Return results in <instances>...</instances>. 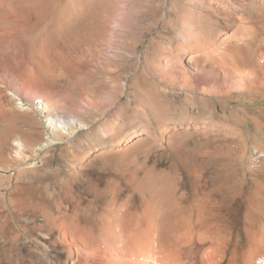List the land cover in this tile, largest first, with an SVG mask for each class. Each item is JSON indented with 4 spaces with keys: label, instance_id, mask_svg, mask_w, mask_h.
I'll use <instances>...</instances> for the list:
<instances>
[{
    "label": "bare ground",
    "instance_id": "1",
    "mask_svg": "<svg viewBox=\"0 0 264 264\" xmlns=\"http://www.w3.org/2000/svg\"><path fill=\"white\" fill-rule=\"evenodd\" d=\"M193 1L222 26L180 23L176 63L147 71L221 110L264 104V0ZM144 2L0 0V264H37L13 257L22 237L44 264H264V142L214 118L174 123L154 99L116 139L126 110L112 107L154 27ZM247 106L232 108L264 130V107ZM86 136L115 143L84 151ZM63 158L69 176L53 183Z\"/></svg>",
    "mask_w": 264,
    "mask_h": 264
},
{
    "label": "rangeland",
    "instance_id": "2",
    "mask_svg": "<svg viewBox=\"0 0 264 264\" xmlns=\"http://www.w3.org/2000/svg\"><path fill=\"white\" fill-rule=\"evenodd\" d=\"M191 1L145 0L143 5L146 8L144 6L143 8H145L144 13L147 14L146 20H148V22H152L154 27L146 36L142 45L141 54L138 55L141 62V68L129 74L130 83L128 95L124 96L121 102H117L112 107L111 111L121 109V105L126 107L123 108L126 110L124 115L125 120L122 122L120 133H118V137L116 139L128 136L129 134H133L139 132L138 130H141L144 119V116H142L143 114L140 113L141 111L143 112L142 106L148 101L147 99H154L152 101H156L160 108H162V111H165L163 113L174 123L196 124L201 126L210 118H214L219 120L222 124L224 123V125L230 131H236L240 133L244 140L248 142L249 146L262 144L264 142V130L258 129L254 124L245 122L246 116L251 115L253 111L249 110L248 112H239V110H235L236 108H232L236 106L238 109H240L242 106L244 107L249 104L233 101V104L230 103L232 104L230 105L232 110L225 111L224 108L221 110V103L216 100H211L202 96H189V94H183L181 91L180 93L178 92V94H172L169 92V90H167V92L159 85L156 74L154 76V73L151 74L146 69L148 62L150 65L152 64V67H154L155 64L165 67L171 65L173 62L176 63L179 58V54L176 51L175 35L178 32L180 23L197 24L202 27L212 25L213 27L220 28L222 26L221 22L219 21V17L201 11L200 8H198V5L193 0ZM82 3V6L84 7L85 0H82ZM168 6L169 9H167ZM84 20H91V18L88 16L85 17ZM259 43L260 39L256 40L255 44L257 45ZM110 51L112 56H114L115 51ZM122 85L125 86L126 82L123 81ZM16 86L19 94H24V92L27 94L38 93L36 90L26 89V87H24L22 84H17ZM167 93H169V95H165ZM250 99L251 97H245L240 100H242V102H247L250 101ZM81 106L86 107L84 102H81ZM247 107H253L258 111L259 108L264 107V104L258 103L254 106L249 105ZM153 129H156L157 131V126H154L152 130ZM192 140H189V142L191 141L189 145L190 147H195L198 144L199 138L194 136ZM114 143L115 141L96 143L94 138H89L86 136L81 143V148L83 147L84 151H91L94 149L109 147ZM165 156V151H156L153 152L149 158H151L153 161L162 163ZM99 165L101 166V163H99ZM69 166L70 165L68 164L67 160L64 158L56 161L52 168L56 175V177L54 175L51 177L53 183L56 182V180H65L69 176ZM0 249V261H4L7 257L9 246L8 244H4L2 241H0ZM14 251L13 257H15L17 260H24L25 258L34 257V260L37 261V264H44V258L40 254L36 256L33 252L30 242L25 241L23 237L17 241V245L15 244Z\"/></svg>",
    "mask_w": 264,
    "mask_h": 264
}]
</instances>
